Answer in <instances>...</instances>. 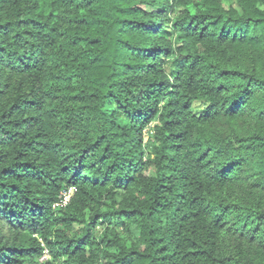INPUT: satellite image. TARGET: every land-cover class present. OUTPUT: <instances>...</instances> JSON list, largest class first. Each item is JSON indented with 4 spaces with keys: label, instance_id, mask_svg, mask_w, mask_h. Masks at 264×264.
Segmentation results:
<instances>
[{
    "label": "trees",
    "instance_id": "1",
    "mask_svg": "<svg viewBox=\"0 0 264 264\" xmlns=\"http://www.w3.org/2000/svg\"><path fill=\"white\" fill-rule=\"evenodd\" d=\"M262 7L0 0V264H264Z\"/></svg>",
    "mask_w": 264,
    "mask_h": 264
},
{
    "label": "built area",
    "instance_id": "2",
    "mask_svg": "<svg viewBox=\"0 0 264 264\" xmlns=\"http://www.w3.org/2000/svg\"><path fill=\"white\" fill-rule=\"evenodd\" d=\"M73 191H74V189H73V188H70V189H68V190H66V191H64V192H62L61 195H60V198H59L58 203L55 204V205L53 206V208L63 207V206H65V205L69 202L71 196L73 195ZM46 259H48V251H47L46 249H44V250L42 251V255H41L39 261H40V262H43V261L46 260Z\"/></svg>",
    "mask_w": 264,
    "mask_h": 264
},
{
    "label": "rangeland",
    "instance_id": "3",
    "mask_svg": "<svg viewBox=\"0 0 264 264\" xmlns=\"http://www.w3.org/2000/svg\"><path fill=\"white\" fill-rule=\"evenodd\" d=\"M262 8L264 9V7H262ZM74 228L79 229L80 227L79 226H75ZM96 232H97L98 235L101 234L100 229H98Z\"/></svg>",
    "mask_w": 264,
    "mask_h": 264
}]
</instances>
